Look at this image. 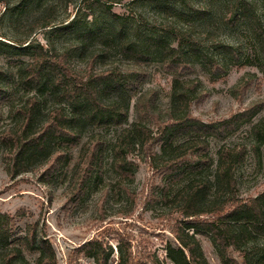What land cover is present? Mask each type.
Wrapping results in <instances>:
<instances>
[{"label": "trees", "instance_id": "1", "mask_svg": "<svg viewBox=\"0 0 264 264\" xmlns=\"http://www.w3.org/2000/svg\"><path fill=\"white\" fill-rule=\"evenodd\" d=\"M143 1L164 5L175 12L170 0ZM111 16L119 19L114 12ZM76 22L54 24L53 29L60 35L72 33ZM226 22L248 27L264 71V22L256 3L230 0ZM53 23V18L39 16L30 25L29 33ZM175 37L176 46L163 36L124 34L120 53L132 61V68L115 66L85 71L72 67L69 49L58 52L40 43L19 45L0 41V48H7L9 56L18 57L13 63L19 65V71L9 78L27 95L22 106L16 108L20 118L17 126L0 133V146L9 150V165L14 162L9 167L11 175L18 165L37 158L54 167L69 166L74 160L73 149L79 147L72 172L73 196L77 198L84 193L89 178L103 174L108 152L120 181L132 182L139 166L133 155L140 152L162 174L161 196L170 213H179L184 218L174 225L177 244L168 246L170 260L174 264H211L196 235L204 234L212 239L222 264H242L232 250L248 256L246 245L256 241L257 236H264V192L249 199L240 198L235 172L246 159L247 147L224 143L217 151L216 160L210 138L225 141L264 109V101L213 121L195 116L192 103L204 91L200 80H188L183 75L197 62L213 77L225 73L226 68L201 48L197 36L181 32ZM223 49L232 58H241V50L229 45ZM156 60L173 75L166 118L155 114L157 93L140 90L149 76L144 66ZM251 84V79L244 77L236 86L235 95L239 98ZM11 90L8 82L0 81L1 104L12 97ZM135 97L136 119L129 125ZM106 127H121V130L110 139L100 131ZM253 129L264 136V124H255ZM215 164L214 174H206ZM14 224L13 215L0 211V264H59L55 247L38 222L27 224L24 234H17ZM119 245L118 264H167L156 256L136 260L124 238ZM27 253L38 254L34 263ZM77 253L93 258L96 264H108L110 258L104 242L98 238L85 241L78 246Z\"/></svg>", "mask_w": 264, "mask_h": 264}, {"label": "rangeland", "instance_id": "2", "mask_svg": "<svg viewBox=\"0 0 264 264\" xmlns=\"http://www.w3.org/2000/svg\"><path fill=\"white\" fill-rule=\"evenodd\" d=\"M229 1L170 0L173 12L164 5L143 0H0V41L19 45L40 43L58 52L69 49L72 67L76 70L115 66L130 69L132 61L120 53L124 34L163 36L176 46L175 35L190 32L199 38L201 48L218 58L226 68L225 73L213 77L197 62L183 75L188 80H200L204 91L202 97L192 103L193 114L204 121H213L264 101V71L260 68L257 44L245 24L232 26L226 22ZM250 1L256 3L264 22V0ZM111 12L118 14L119 19L115 20ZM39 16L53 18L54 23L29 33L30 25ZM73 20L77 21L74 32L60 35L54 31L55 25ZM224 45L241 50V58L237 60L228 55ZM6 50L0 48V71L4 73L0 81L8 82L13 95L0 103V133L17 126L20 118L16 108L22 106L27 97L24 89L9 78L16 76L19 65L13 63L18 57L13 59ZM144 67L149 76L140 90L157 93L155 114L166 118L173 75L158 60ZM244 77L251 79L252 84L238 98L235 88ZM135 100L136 97L132 100L129 125L136 119ZM255 124H264V109L225 141L210 138L216 160L217 151L224 143L247 147L246 159L235 172L238 196L243 199L264 192V136L255 133ZM156 129L154 126V131ZM120 130L121 127L100 129L110 139ZM79 150V147L73 149L74 160L69 166L54 167L37 158L18 165L11 175L9 167L14 162L9 165V150L0 146V211L14 216L15 232L24 234L27 224L38 222L54 245L59 264H96L93 258L77 253L78 246L93 238L104 242L110 253L108 264L119 263L122 238L130 244L136 260L156 256L167 264H174L168 256V246H176L173 228L177 220L184 218L179 213L171 214L162 200V174L150 158L137 151L134 153L139 166L135 179L125 184L115 172L108 152L103 174L89 178L84 193L77 198L73 196L72 172ZM215 168L216 164L206 174L213 175ZM196 235L209 262L222 264L212 239L204 234ZM246 247L248 256L232 250L240 263L264 264V236H257L256 241ZM37 256L27 253L32 263Z\"/></svg>", "mask_w": 264, "mask_h": 264}]
</instances>
